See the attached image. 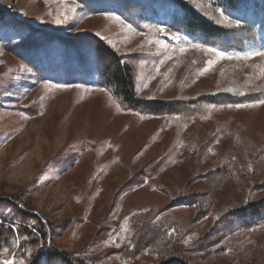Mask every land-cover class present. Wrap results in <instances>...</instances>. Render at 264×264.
Here are the masks:
<instances>
[{
	"label": "rangeland",
	"instance_id": "rangeland-1",
	"mask_svg": "<svg viewBox=\"0 0 264 264\" xmlns=\"http://www.w3.org/2000/svg\"><path fill=\"white\" fill-rule=\"evenodd\" d=\"M184 5L219 27L245 22L256 40L227 48L176 30ZM192 44L264 52V0H0V264H264V57ZM101 45L143 101L257 95L127 107ZM48 248L70 261H34Z\"/></svg>",
	"mask_w": 264,
	"mask_h": 264
},
{
	"label": "trees",
	"instance_id": "trees-1",
	"mask_svg": "<svg viewBox=\"0 0 264 264\" xmlns=\"http://www.w3.org/2000/svg\"><path fill=\"white\" fill-rule=\"evenodd\" d=\"M183 15L179 22L174 21L173 27L176 30H185L191 34L199 35L205 40H210L212 43L218 46H224L227 48H238L242 49L246 42H254L256 40L257 31L251 25L243 22L242 24H236L234 27H219L216 26L194 12V10L188 6L184 5L182 8ZM204 40V41H205ZM105 51L110 55L111 62L108 71L105 75V81L107 85L113 86L115 88L116 94L119 96L121 102L127 107H133L136 109H148L154 113H176L182 111L183 107H190L195 105L199 101L203 102H213L217 103L225 100L234 99H250L255 97L256 92H243L242 95H236L232 92H212L202 94L198 97L191 98L183 104L176 105L173 103H168L164 101L154 100V101H143L139 99L135 93L133 74L130 66L123 61L120 55H117L112 49L107 46L101 45ZM249 213L257 215L259 213L255 205L249 207ZM32 217H35L31 215ZM40 221V220H39ZM41 223V221H40ZM154 230L153 228H150ZM36 234H31L29 230L28 235L34 237L36 242L38 239H46V232L36 230ZM0 233H2V227L0 225ZM54 249H49L48 251L41 252L34 261H37V257L47 256L50 258H59L64 261H70L69 258L64 257L61 253H56ZM159 264H187L181 261H171L169 259L162 260Z\"/></svg>",
	"mask_w": 264,
	"mask_h": 264
},
{
	"label": "snow or ice",
	"instance_id": "snow-or-ice-1",
	"mask_svg": "<svg viewBox=\"0 0 264 264\" xmlns=\"http://www.w3.org/2000/svg\"><path fill=\"white\" fill-rule=\"evenodd\" d=\"M45 2L47 3L48 0H45ZM61 3H63V0H61ZM63 7L64 8H67V5H63ZM69 10H71V9H69ZM221 15L223 16V12L222 11H221ZM67 19H68L67 15L63 11H61V12L58 13V15H57V17L55 19V23L60 24V23H63ZM111 19H114L116 21H120V18L118 16H113V17H111ZM227 20H228V18L227 17H224V19L218 21V23H225V22H227ZM121 23H122V21H121ZM231 23L238 24L239 21H232ZM128 27H130V26H128ZM190 47H192L194 49L206 51V52H208L210 54L215 55L218 59H224V58L232 59V58H235V59H238V60L239 59H245L246 60V59H249L252 56H257V55L264 57V52L227 53V52H224V51H219L216 48L205 47L202 44H192V45H190ZM179 51L181 53H183V52L187 51V49L182 47V48L179 49ZM215 62H216L215 60H209L208 61V68L203 69V71L201 72V75L204 72L208 71V69ZM261 72L264 73V68L261 69ZM165 75L167 76V73H165ZM46 87H47V85H46ZM58 87H66V86L60 85ZM78 87H82V86H78ZM226 90L227 91H234V89H231V88L226 89ZM257 104H264V100L257 101ZM255 106H257V105L256 104H250V105H234V106L233 105H228V107H237V108L255 107ZM210 107L214 108L215 106L213 105V106H210ZM117 108L119 110V106H117ZM5 252H7V249H5ZM2 264H13V260L5 258V259L2 260Z\"/></svg>",
	"mask_w": 264,
	"mask_h": 264
}]
</instances>
